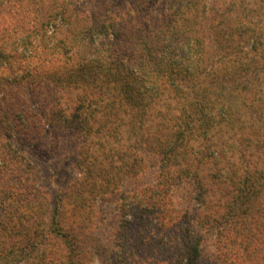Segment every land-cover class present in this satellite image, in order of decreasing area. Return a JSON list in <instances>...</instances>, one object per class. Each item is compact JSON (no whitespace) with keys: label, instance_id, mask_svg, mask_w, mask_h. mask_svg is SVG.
I'll use <instances>...</instances> for the list:
<instances>
[{"label":"trees","instance_id":"1","mask_svg":"<svg viewBox=\"0 0 264 264\" xmlns=\"http://www.w3.org/2000/svg\"><path fill=\"white\" fill-rule=\"evenodd\" d=\"M263 61L264 0H0V263L82 264L65 208L137 180L117 264H264ZM63 134L85 180L44 213Z\"/></svg>","mask_w":264,"mask_h":264},{"label":"rangeland","instance_id":"2","mask_svg":"<svg viewBox=\"0 0 264 264\" xmlns=\"http://www.w3.org/2000/svg\"><path fill=\"white\" fill-rule=\"evenodd\" d=\"M2 15L6 16L5 13ZM246 43L248 44L249 41ZM44 138L45 135H43V140H41V143L38 145L39 150L37 151L35 147H32L29 153H27L28 156L25 158H27V161L32 162L31 165L38 169L37 183L38 186L45 190V196L43 197L46 200L41 203L38 202L36 207H38L40 211L48 213L53 208L57 209L58 206L61 208L59 199L56 195L60 197L63 193L68 194L69 189L75 191V186H73V184H76V180L83 182L85 178L81 170L77 169V164H72L70 166L75 153L70 149L69 143H74V137H71L70 134H63V136L58 139L57 147L47 149L49 152H53L56 155L58 154L55 156L56 162L53 161V156L48 157V155H45L47 143L44 141ZM64 153H67V159ZM60 154L61 157L59 156ZM67 180H70V184H66ZM137 182V180H127L115 193H105L103 199L96 198L91 201L92 203H89V209L87 211L89 219L87 222L81 223V225H77V223L74 222L72 213L75 207L69 206L65 208L68 211L67 219H61L59 221L61 226L65 227L68 233H73L76 239L81 242L85 255L82 264H117V260L115 259L118 255V242H120L117 238V230L123 226L121 221L128 219V216L123 215L118 205L121 203V198L125 196L124 194L128 193L131 187L136 186L135 183ZM139 182L146 184L149 181L143 177ZM212 239L213 237L201 242L203 252L207 254L214 252V247L211 243ZM11 241L12 240L9 238L7 239L10 245L13 244ZM66 247L67 245L65 246L60 241L55 240V248H58L61 253H67ZM93 249L97 250V255L95 256L92 254ZM1 251H3V248H1L0 243V252ZM0 264L39 263H35L31 257L23 259L20 256L16 258L10 256L5 263L2 262Z\"/></svg>","mask_w":264,"mask_h":264}]
</instances>
